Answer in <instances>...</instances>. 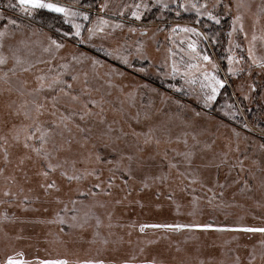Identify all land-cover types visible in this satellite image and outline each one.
<instances>
[{
	"label": "rangeland",
	"instance_id": "374dc122",
	"mask_svg": "<svg viewBox=\"0 0 264 264\" xmlns=\"http://www.w3.org/2000/svg\"><path fill=\"white\" fill-rule=\"evenodd\" d=\"M59 2L89 13V21L76 18L75 22L84 25L81 37L73 35L75 30L71 24L64 23L59 14L55 16L57 24L43 22L34 18L38 11L35 16H27L18 6L13 7L16 0H0V31L7 25L9 33L0 51L9 55L11 45L24 54H33L34 61H51L36 64L32 73L11 77L13 89L27 80L30 90L36 86L34 76L40 70L55 74L60 71L59 65L67 63L70 71L64 79L73 84V95L81 96L80 102L63 98L56 116L51 115L53 109L47 104L40 117L41 121L50 123L58 119L61 112L75 113L68 128L55 129L53 139L46 146L52 155L51 162L62 165L55 172H49L46 181L40 174L46 167L42 158L22 147L23 137L19 144L12 139L13 125L28 121L11 115L9 105L13 102L19 105L32 97H21L15 90L9 92V85L0 81V136L8 138L7 145L0 147V264L4 256L17 253L29 259L37 258V261L67 257L69 264L105 255L103 258L112 257L114 264L124 260L140 262L146 256L157 261L174 259L181 264H200L201 261L204 264H249L254 254L251 264H264V248L260 243L264 241V234L215 230L217 227H264V41L258 39L254 49L261 63L253 64L248 59L252 36H264V14L259 13L264 0H219L216 7L213 5L217 0H191L198 4L206 2L220 18L222 30L217 28L219 35L223 34L220 40L210 39L206 31L209 25H217L214 21L201 17L197 23L194 11L178 7L179 3L189 0ZM105 2L109 7L105 13H100L99 5ZM137 3L148 5L147 9L141 8L140 20H135L131 10L125 8ZM165 3L167 8L162 7ZM121 10L125 13L123 16L119 15ZM98 14L123 27H107L104 33L89 40L88 28ZM237 15L242 18L244 32L237 31L229 37ZM11 19L16 20L19 27L8 24ZM177 24L196 27L208 39L172 32ZM130 28L135 31H129ZM50 38L64 45L54 50V55L43 51L49 47ZM189 39L199 42L198 50L210 55L215 68L202 61L199 70L187 68L188 63H196L186 54ZM169 49L174 53L171 58ZM108 52L113 55H107ZM117 55L126 57L128 64L117 59ZM229 55L237 59L243 57L241 63L232 65L242 71L235 74L228 71ZM73 56L79 57L81 62L74 61ZM93 59L98 63L94 65ZM173 61L180 69L175 77L170 74ZM7 67H11V61ZM49 68L55 71L48 73ZM141 68L145 71H139ZM204 69L224 81L216 99L208 106H205L204 96L210 90L201 89ZM185 72L191 75L186 77ZM71 75L79 79L72 81ZM187 79L196 82L186 83ZM224 87L228 92L222 91ZM83 89L88 90L87 94H82ZM54 94L42 93L36 99L44 102L45 95L50 100ZM90 99L100 102L99 106L92 107L93 115L81 120V105ZM77 125L84 131H79ZM162 125L171 129L173 141L188 132L189 145H193L196 141L191 135L197 137L199 144L192 168L197 171L199 183L189 185L176 170L164 182L153 179L168 172L163 153L167 151L170 158L175 157L170 149L183 151V144L145 146L143 138L137 140L132 133ZM29 143L39 146L38 142ZM138 148L144 150L141 152ZM128 156L133 159L129 161ZM127 168L131 169V175L126 173ZM179 170L184 171V166ZM61 171L81 175L82 179L68 181L61 176ZM52 180L56 188L45 191L41 185ZM144 181L149 187H143ZM245 181L250 190L244 189ZM96 184L100 187L95 188ZM5 192L12 195L5 196ZM208 221H212L213 228L205 232L186 229L164 232V229L154 228L140 232L141 225Z\"/></svg>",
	"mask_w": 264,
	"mask_h": 264
},
{
	"label": "snow or ice",
	"instance_id": "6c2138e0",
	"mask_svg": "<svg viewBox=\"0 0 264 264\" xmlns=\"http://www.w3.org/2000/svg\"><path fill=\"white\" fill-rule=\"evenodd\" d=\"M159 3L160 0H157ZM219 5V0H217V3L213 5V7H216ZM19 7L21 12H23L27 16H32L34 13H36L39 10H47L49 13L59 14L63 17V22L67 24H71V27L75 30L73 35L75 37H81V29L84 27V25L75 22L77 17H81L85 21H89L91 19L89 13L87 11H80L78 9H74L70 6L63 5L59 2V0H16V4L13 5V7ZM240 5H238L239 7ZM85 7H91V5H85ZM107 2L102 3L99 5V12L105 13L108 9ZM147 9L148 5L144 4L141 5L140 3H137L135 5H125V8H129L131 10V15L135 20H140L142 17L141 8ZM163 8H167L168 4H163ZM178 7L180 9H184L185 11L192 10L195 12V15L197 17V23H199V18L201 17H207L208 20L214 21L216 24L220 23V18L217 15L213 14V11L209 9V5L205 2L202 4L194 3L189 0L188 3H179ZM259 13L264 14V6H261L259 8ZM114 15L116 13H113ZM125 13L123 10L119 12V15L123 16ZM177 16L180 15V12L178 11ZM241 16L237 15L233 21H232V31L228 33L229 37L233 35L234 32H244L243 24L241 22ZM8 24H11L15 27H19V25L16 23V20L11 19L8 21ZM239 24V28H237V25ZM107 27L112 28H122L123 25L120 23H112L110 20L106 19L103 15H97L96 20L92 21V27L88 28V39L91 40L92 37L102 34L105 32V29ZM129 31H135L134 28H130ZM172 32H183V33H190L193 36L201 37L204 36L203 33H201L196 27L193 26H180L179 24L175 25L172 29ZM9 33L7 31V25H5V30L0 31V49H3L5 47V37L8 36ZM65 36L68 35V33H64ZM205 39H208L207 36H204ZM245 39H247V34L245 33ZM264 41V36L257 37L255 34L252 36L251 41H249L248 46V59L252 61L253 64L261 63V61L257 60L254 55V49L256 46L257 40ZM83 43V39L80 41ZM23 44V41H21ZM198 41L191 40L187 42V56L190 61H196V63H188L187 68L188 69H197L199 70L202 65L201 61L207 64H212L213 68H215V64L212 63V58L210 55H208L206 52H202L198 50ZM64 45L61 43H58L56 40L50 38L49 47L44 48L43 51L46 53H49L50 55H54V50H59L63 48ZM183 50V49H182ZM9 55H5L3 51H0V81H2L5 84L9 85V88L7 89L9 92L15 90L19 92L21 97H32L31 99H24L22 103L19 105H16L15 102L9 105V108L12 109L11 115L15 117H22L23 121H28V123H21L19 126L13 125L12 128V139L16 141L17 144L21 142V137H23V144L22 147L24 149H30L32 152H34L38 157H41L42 160L45 162V169L40 173L43 177H45L46 181L49 176V172H55L58 168H61L62 165L60 164H54L51 162L52 155L51 152L46 147L50 140L53 139L55 135V129L63 127L68 128V124L71 122L73 115L75 113H68L65 114L64 112L59 113L58 119L52 120L50 123L44 122L40 120V117L44 114L46 110V105L51 104V107L53 111L51 112V115L56 116L58 112V105L61 103V100L63 98H68L71 102H80L81 96L79 95H73V84L68 83L64 76L66 74H69L70 71V65L67 63L59 65L60 71H55L51 68H49L48 73H52L55 71V74H46L42 70L39 71V74H35L34 80H35V87H32L30 90H28V81L24 80L21 81L19 86L13 89L11 86V77H16L19 73H32L33 70L36 68V64L39 63H48L50 64L51 61H44L36 59L35 61L32 58L31 53L24 54L20 48H14L11 45L9 46ZM170 58L174 53H172V50L169 49ZM83 55V54H81ZM107 55H113L112 52H108ZM117 59H120L123 63L128 64V60L126 57L117 55ZM72 59L76 62H81L80 58L77 56H73ZM228 63L230 65L228 71L230 73L235 74L236 72L242 71V69L234 68L232 65L241 63L243 57L237 59L233 55L228 56ZM11 61V67H7L9 65V62ZM92 63L95 65L98 63L95 59L92 60ZM4 68H7V71H3ZM139 71L143 72L145 69L141 68ZM180 71L177 63L175 61L172 62L171 65V75L175 77V75ZM87 74L85 73V76ZM190 72H185V76H190ZM202 80H201V89H209L210 91L205 92L204 100H205V106H208V104L211 101H214L216 99V94L219 91L220 88L224 86V81L219 79L215 74L209 73L207 69H204L201 72ZM79 77L77 75H71L72 81H77ZM195 79H187L186 83H195ZM87 89L82 90V94H87ZM177 91H180V89H177ZM42 93H55L54 95H51V99H48V95H45L43 97V101L36 99V97L41 96ZM98 101L95 99H90L86 103H83L81 105L82 112L80 114V119L84 120L87 116L93 115L91 108L95 106H99ZM67 111V109H66ZM101 111L103 109L101 108ZM198 116L199 113H196ZM145 119H148L147 115L145 116ZM101 122H103V118H101ZM79 131L83 132L84 129L80 128L79 125L76 126ZM112 129L109 128V131ZM159 133V135H157ZM133 136L137 138V140H140V138H143V144L145 146H150L155 144L157 148L161 144L171 145L173 143L179 145L183 144L184 150L181 151L178 148H171L170 150L175 153V157H169L168 152L165 151L163 153L162 159L167 162V173H162L159 176L153 177L155 180H159L161 182H164L168 179V177L171 175L173 170H176L177 175L179 177H182L184 180H187L189 185L199 183V177L197 174V171L192 168V164L194 161V158L196 156V146L199 144V141L197 140V137L195 135H191V139L193 141H196L195 144L189 145L188 137L190 133L185 132L183 133L182 137L177 136L175 138V141L172 139V132L171 129L167 126H160L159 128L156 127H149L146 132H133ZM32 142H38L39 146H34V144L29 143ZM0 147L3 145H7L8 138L6 136H0ZM54 150H59L56 148L55 144H53ZM4 160L5 163L8 161V152L7 148L4 149ZM143 148H138V151H143ZM133 159L132 156H128V160L131 161ZM242 165V161L240 162ZM184 166V171H180L179 169L181 166ZM2 171V169H0ZM126 173L131 175V169L127 168L125 169ZM61 176L64 177L68 181H79L82 179L81 175L78 174H72L69 175L66 171H61ZM98 179V177H97ZM143 187L147 188L149 187L148 183L146 181L142 182ZM264 183V182H262ZM109 188L112 186L111 183H109ZM41 187L45 189V191H48L50 189L56 188V182L55 180H52L50 182H46L45 184H42ZM95 188H99L100 185L96 184L94 185ZM223 187V185H221ZM244 189L249 188L248 181L244 182ZM242 189V191L244 190ZM58 190V189H57ZM211 191V189H209ZM5 196L12 195L10 192H5ZM81 195H84V193H81ZM95 195V193H93ZM223 195V193H221ZM196 202V198H193V203ZM211 202V201H210ZM73 204L76 203V201H72ZM119 203V201H117ZM67 211V209H65ZM75 211V209H73ZM76 217L73 216V220H75ZM64 221L61 219L60 223H63ZM99 219H97V226H99ZM146 228H154V229H164L170 232L174 231H180V230H203L207 231L209 229L213 228V225L208 224H152V225H141L140 226V232L143 233ZM216 231L225 232V231H236V232H245V233H261L264 234V227H239V228H227V227H217L215 229ZM261 247L264 248V241H261ZM17 256H22V253H17ZM262 256H264V252H262ZM255 260V255L252 254L251 260L249 261V264H251V261ZM239 261V258L237 257V262ZM5 264H31L30 261H25L23 259H17L13 256H9L7 260L5 261ZM36 264H69V261L66 259H59V260H39L36 262ZM80 264H104L103 260H84L80 262ZM124 264H128L127 261L124 262ZM147 264H157L156 260L153 259L152 261L147 262ZM200 264H204L203 261L200 262Z\"/></svg>",
	"mask_w": 264,
	"mask_h": 264
},
{
	"label": "trees",
	"instance_id": "16d2710c",
	"mask_svg": "<svg viewBox=\"0 0 264 264\" xmlns=\"http://www.w3.org/2000/svg\"><path fill=\"white\" fill-rule=\"evenodd\" d=\"M33 16H35V15H33ZM56 14H54V13H49V12H47V10H39L38 11V13H36V16L34 17L35 19H39V20H41V21H43V22H56V24L58 23L57 21H56ZM222 25H219V24H217L216 26H212V25H209L208 26V28L206 29V31L208 32V35H209V38L210 39H214V38H216V40H220L222 37H223V34H222V36H220L219 35V31H218V29H221L222 30ZM218 28V29H217ZM216 49V51H218L219 52V49L218 48H215ZM220 50H221V48H220ZM222 91H225V92H228L227 91V88L226 87H224L223 89H222ZM257 105V104H256ZM262 124V123H261ZM264 125V124H263ZM212 222V221H211ZM210 221H208V222H202V223H198V224H208V223H211ZM213 225V224H212ZM195 230V229H194ZM210 230V229H209ZM209 230H207V231H209ZM164 232H165V230H163ZM195 231H203V230H195ZM164 232H161V233H164ZM205 232V231H204ZM123 239H125V240H127V239H129V238H127V237H122ZM1 257V256H0ZM9 257V256H8ZM8 257H5L4 256V259H3V264H5V261L7 260V258ZM13 257H17V255H14ZM156 258H157V256H155ZM20 258L21 259H23V260H25V261H30L31 262V264L32 263H34V264H36V262H34V261H37V258H34V260L31 258V259H29V257H26V256H24V255H22V256H20ZM135 258H137V257H135ZM40 259H42V258H40ZM40 259H38V260H40ZM59 259H65V257H63V258H47V259H45L44 258V260H59ZM138 259V258H137ZM143 260H141L140 262H131L132 260H124V262L125 261H127L128 262V264H147V262H149V261H152L153 259H155V258H153V257H143L142 258ZM43 260V259H42ZM91 260H94V259H91ZM101 260H103L104 261V264L106 263V262H108V264H114L113 262H115V260L114 259H112V257H110L109 256V259H105V258H102ZM156 260V259H155ZM124 262H121V263H119V262H117V263H119V264H124ZM156 262H157V264H171L170 263V261H167V260H165V259H163V260H160V259H158V261L156 260ZM116 263V264H117ZM183 263H185V264H187L186 262H183ZM173 264H181L180 262H174Z\"/></svg>",
	"mask_w": 264,
	"mask_h": 264
},
{
	"label": "bare ground",
	"instance_id": "6f19581e",
	"mask_svg": "<svg viewBox=\"0 0 264 264\" xmlns=\"http://www.w3.org/2000/svg\"><path fill=\"white\" fill-rule=\"evenodd\" d=\"M106 256V255H105ZM105 256H93L92 258L94 259V260H101L103 257H105ZM66 260L68 259L67 257L65 258ZM171 262V264H173L174 262H176L174 259H172V260H170ZM195 264H197V263H195Z\"/></svg>",
	"mask_w": 264,
	"mask_h": 264
}]
</instances>
